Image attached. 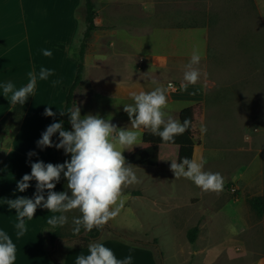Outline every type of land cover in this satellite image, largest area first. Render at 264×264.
<instances>
[{"label": "rangeland", "instance_id": "rangeland-1", "mask_svg": "<svg viewBox=\"0 0 264 264\" xmlns=\"http://www.w3.org/2000/svg\"><path fill=\"white\" fill-rule=\"evenodd\" d=\"M94 1L99 24L107 2ZM111 5L123 20H140L141 35L160 28L210 25L209 58L201 60L198 66L201 72L198 82L207 86V98L195 110L194 130L200 147L189 149L187 158L203 157L207 161L205 170L220 173L224 186L218 193L204 192L188 179H175L170 165L173 160L178 162V148L152 147L141 138L139 145L122 153L126 162L134 166L139 183L123 189L124 207L102 227L97 238L100 239L95 240L111 248L118 259L124 258V251L128 256L129 250L136 249L150 252L158 264H264V220L251 212L246 202L249 197L264 195V139L237 140L246 127L259 119V125L264 128V76H250L252 69L260 67L255 63L264 60L261 23L264 0H113ZM72 7L71 0H0V85L12 82L17 89L22 87L24 76L32 72L30 59L38 58L41 51L45 27L51 26L46 29L50 31L48 38L53 40L48 42L49 50H56V44L64 42L65 33L57 32L60 25L55 22L54 12H69ZM73 18L77 33L73 45L67 49L71 58L79 51L85 30V0L76 2ZM102 41L103 33L98 29L88 41L87 51L91 43ZM52 53L59 56L57 51ZM188 62H175L169 67V91L181 90L184 66ZM233 90L237 96L231 103ZM221 101H226L223 106L232 109V113L224 116L238 117L235 124L229 117L213 112ZM184 105L172 103L169 107ZM13 107L0 87V115ZM169 115L178 119V113ZM120 118L130 121L126 112ZM7 123L3 128L5 133L0 132L2 154L8 150L12 134L19 127L15 118ZM201 126H206L205 134L201 133ZM216 130L227 140H215ZM150 149H158L159 165L146 162L135 165L133 158ZM66 225L53 249L50 240H46L53 254V257L47 254L51 264H60L63 249L69 252L73 246L82 245V238L73 246L71 242H60L64 237L80 235L69 232L73 228L72 219ZM196 227L199 232L191 243L189 233ZM132 257V264L137 261L146 264L143 255Z\"/></svg>", "mask_w": 264, "mask_h": 264}, {"label": "crops", "instance_id": "crops-1", "mask_svg": "<svg viewBox=\"0 0 264 264\" xmlns=\"http://www.w3.org/2000/svg\"><path fill=\"white\" fill-rule=\"evenodd\" d=\"M71 1L73 7L69 9V12L63 10L60 11V14L54 12L55 22L60 25L57 32L59 31V34H62L64 31L66 34H64V42L59 43L57 41L56 50H52L54 52L57 51L59 56H55V53L51 57L43 55V50L51 48L49 47L51 44L48 42L53 41L47 36V32L50 31H46V29L49 30L51 28V26H47L43 31L44 41L40 45L41 51H39L38 58L30 59L32 72L38 74L41 67H44L53 70L54 74L47 80L37 79L29 108L23 116L17 131L12 134L14 137L8 150L3 151L2 154V149H0V230L6 231L16 245L17 259L15 264H51L47 258L49 250L43 240L48 230L64 233V228L67 226L53 228L48 225L47 219L54 215V213L48 212L43 208H38L31 220L25 218L28 231L24 236L17 238V230L15 228L17 217L15 210H10L6 201L7 199H15L20 196L33 197L36 191V181L34 180L30 181V187L24 192L17 190V182L25 174L31 173V163L37 161L53 164L60 163L58 149L49 147L41 150L37 146V141L41 138L47 126L53 122L63 121V116L59 114L58 110H64L67 95L65 89H69L72 86L77 73V64L67 51L73 45L77 33L73 11L78 0ZM112 1L105 0L107 2L105 4L106 12L108 11V13L105 15L106 12L104 10L105 13L102 15L101 21L99 24L96 22L97 30L99 29L103 33V41L101 43L95 44L93 42L90 44L85 57L83 82L75 94L77 106L81 110V116L89 113L93 115L98 114L102 118L111 119V122L119 128H131V121L120 118V115L125 113L123 110L124 105L134 103L130 98L131 93L153 90L157 86L152 83L153 80L158 81L160 85L167 88V107L165 111L168 115L170 112L173 114L178 113L179 119V115L183 109L188 107L196 108L205 102L207 98V86L203 82L189 85L187 90L181 89L178 92L169 91V67L175 62L181 63L189 60L194 49H197L201 53V60L209 58L211 43L210 25L193 28H160L152 30L146 35H141L139 33V29L141 28L140 20H123L110 8L113 6L111 5ZM115 16L117 19H115ZM261 23L264 29L263 11H261ZM104 38H107V40H104ZM258 64L260 67L252 69L251 77L255 74L264 76V60L255 63V65ZM24 77L25 82L22 86H25L29 80L28 76ZM53 81H60L61 83L54 84ZM231 93L233 94V97H231L232 103L236 99L234 96H237V93L236 90L231 91ZM225 102L216 103L213 112L216 114L219 112L221 113V117L228 118L229 116L224 115L232 113V109L229 106H223ZM172 103L185 105L182 108H171L169 105ZM46 107H51L52 111L56 112L57 115L55 117H46L44 115ZM7 114H9V109L2 111L0 122ZM215 117L218 120L217 115ZM237 118L236 116L229 117L233 124L236 123ZM259 121L260 119L255 123H251L248 128L246 127L245 131H243L244 134L237 140L264 139V128L261 124L259 125ZM146 132L150 131H141L142 138ZM240 132H242L241 129ZM214 135L215 140H227L219 130H216V134ZM234 135H236V132ZM52 139L54 143H58V133ZM230 140L234 139L230 138ZM8 144L9 140H6L5 145ZM30 151L36 154L29 157L28 153ZM134 164L138 165L139 163ZM54 191H66V182L63 176L60 182L56 184ZM46 194L45 192V196ZM77 214H80L78 210L67 213L69 219L78 216ZM69 232H73L72 228H70ZM80 236L82 238L84 235L80 234L78 237ZM64 238L67 240L60 239V242L64 244L71 242V246L77 241V239H73L76 237ZM59 244L57 245L56 254L59 253ZM65 252L68 253L66 256L63 255ZM128 253L132 256L134 254L143 255L146 258V264H158L155 256L150 252L133 249L129 250ZM81 254L87 255L88 247L73 246L69 252L63 249L58 262L60 264H76V258ZM125 256L126 252L124 251L122 257ZM135 264H139V261ZM141 264L145 263L142 261Z\"/></svg>", "mask_w": 264, "mask_h": 264}, {"label": "clouds", "instance_id": "clouds-1", "mask_svg": "<svg viewBox=\"0 0 264 264\" xmlns=\"http://www.w3.org/2000/svg\"><path fill=\"white\" fill-rule=\"evenodd\" d=\"M52 54L51 50H43L46 57H51ZM201 59V53L194 49L189 62L184 66L180 85L182 90H187L189 85H195L199 81L201 72L198 66ZM53 74V70L44 67H41L38 74L29 72L28 83L19 89L12 82H6L0 85L3 96L12 106H23L29 96L33 95L37 79L47 80ZM152 83L157 85L153 90L131 93L130 98L134 103L124 105L123 110L129 116L131 128H119L111 119L102 118L98 114L81 116L77 104L58 110L61 116H68L71 130L64 128L63 121L53 122L46 127L37 146L41 150L49 147L63 149L65 155H70V160L58 164L43 161L31 163V173L25 174L17 182V190L24 192L30 187V181H36V191L32 198L20 196L6 201L8 208L15 210L17 238L28 231L25 218L31 220L38 208L54 213L47 219L48 225L53 228L68 224L67 213L78 210L80 215L72 218V231L75 235L82 228L86 232L102 229L119 215L124 207L123 189L139 183L134 166L127 163L122 154L124 150L131 151L134 146L139 145L142 130L150 131L163 142H173L176 136L182 135L191 126L190 120L185 119L181 123L179 119L167 114V88L156 80ZM44 115L55 117L57 113L51 107H46ZM200 131L205 134L206 126H201ZM57 133L59 142L54 143L52 138ZM35 154L30 151L28 156ZM206 163L203 157L184 158L180 162L171 161L170 168L175 179L185 178L204 192L218 193L223 190L224 179L218 172L206 171ZM62 176L67 181L66 191H54ZM16 252L11 236L0 230V264H15ZM132 261L131 255L118 259L111 248L99 241L89 243L88 254H81L76 258V264H132Z\"/></svg>", "mask_w": 264, "mask_h": 264}, {"label": "trees", "instance_id": "trees-1", "mask_svg": "<svg viewBox=\"0 0 264 264\" xmlns=\"http://www.w3.org/2000/svg\"><path fill=\"white\" fill-rule=\"evenodd\" d=\"M98 18V12L96 10V5L94 0H85V30L83 33V37L81 40L79 51L73 54V60L77 64V73L74 79L72 86L69 89H65L67 91L66 100H65V108H70L75 106L76 99L75 94L76 91L81 87L83 82V75L85 70V57L86 51L88 47V41L91 39L92 34L97 30L96 19ZM180 90V89H179ZM32 96H29L27 101L23 106L19 104L15 105L12 111L5 116L0 122V132H4V127L7 126V122L10 118H15L19 124L22 121L23 116L25 115L27 109L32 100ZM195 107H188L181 111L179 115L180 122L182 123L185 119L191 121V126L186 130L182 135H178L174 138L173 142H163L160 137L151 134V132H146L143 135L142 141L144 144L156 145V146H173L179 148L178 154V162L182 161L184 158H187V152L189 149H192L196 146H200V141L197 140L196 133L194 130L195 123ZM63 126L66 130H71V125L68 121V116H63ZM3 136H0V142L2 141ZM159 155L158 149H152L142 154H139L134 158V163L146 162V164L150 165H158L157 157ZM59 157L60 163H64L66 160H70V155H65L63 149H59ZM65 179V178H64ZM65 182L67 183L66 179ZM247 205L251 212H253L257 217L264 220V195L253 196L247 199ZM102 229H93L91 232H86L84 229H81L80 234H85L82 239L81 247H88L89 243L92 240H95L100 235ZM199 229L196 227L192 229L189 233V239L191 243L195 242L197 237V233ZM61 236L59 231H48L46 237L44 238V242L49 239L52 244V249L55 247V240ZM52 251V250H51ZM50 250L49 255L53 257V254Z\"/></svg>", "mask_w": 264, "mask_h": 264}, {"label": "water", "instance_id": "water-1", "mask_svg": "<svg viewBox=\"0 0 264 264\" xmlns=\"http://www.w3.org/2000/svg\"><path fill=\"white\" fill-rule=\"evenodd\" d=\"M1 145H2V142H0V147H1ZM102 234V233H101ZM79 238H81V236L80 237H76V238H73V239H79ZM67 240V239H66Z\"/></svg>", "mask_w": 264, "mask_h": 264}, {"label": "built area", "instance_id": "built-area-1", "mask_svg": "<svg viewBox=\"0 0 264 264\" xmlns=\"http://www.w3.org/2000/svg\"><path fill=\"white\" fill-rule=\"evenodd\" d=\"M171 88H173L172 85H171Z\"/></svg>", "mask_w": 264, "mask_h": 264}]
</instances>
